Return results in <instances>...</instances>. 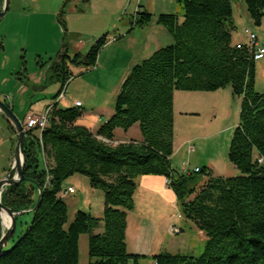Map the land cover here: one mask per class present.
<instances>
[{
    "label": "trees",
    "instance_id": "obj_1",
    "mask_svg": "<svg viewBox=\"0 0 264 264\" xmlns=\"http://www.w3.org/2000/svg\"><path fill=\"white\" fill-rule=\"evenodd\" d=\"M176 2L183 5L182 20L174 13L155 18L141 8L130 18V30L155 20L173 42L130 68L108 120L92 131L77 124L82 114L78 106L63 108L55 102L46 127L40 133L26 132L25 180L6 186L1 200L14 212L36 209L29 211L32 219L14 244L2 251L0 264H79L82 234H89L88 264H140L146 256L127 251L125 231L127 213L134 208L136 178L142 175L164 176L180 214L207 237L201 255L160 252L150 257L153 264H264V93L255 90L256 60L247 44L237 47L232 40L236 26L231 0ZM244 2L253 23L260 25L264 0ZM2 6L0 0V10ZM60 22L64 27L62 14ZM106 43L104 34L85 53L63 51L49 80L65 87L69 66L93 68ZM227 87L242 99L228 150V160L239 174L224 177L207 167L190 173L174 168V92ZM135 124L141 140L111 142L116 129L127 131ZM75 174L103 190V214L98 218L77 211L66 226L63 195L73 188L66 181ZM101 222L102 232L93 234Z\"/></svg>",
    "mask_w": 264,
    "mask_h": 264
},
{
    "label": "rangeland",
    "instance_id": "obj_2",
    "mask_svg": "<svg viewBox=\"0 0 264 264\" xmlns=\"http://www.w3.org/2000/svg\"><path fill=\"white\" fill-rule=\"evenodd\" d=\"M65 2V0H10V10L7 12L6 17L0 21V41L5 48V53L0 51V100L6 102V104L13 102V112L21 123H24V116L27 113H43L46 107L53 103L56 95L58 96L62 89L61 81L51 82L48 80V68L42 65V61L47 60L49 57L55 58V51L51 53L36 52L34 49L37 48L34 47L26 28L32 27L36 30L38 33L36 41L39 39L43 45L50 40L53 44L52 37L56 39L58 37L57 40L61 37V40L65 41L63 45L70 48L69 52H71L73 44L81 46L83 42L85 43L93 36L97 39L107 34V42H109L108 37L118 39V30L122 25L130 26L129 20L136 12L135 3L132 0H108L109 5L106 8L102 7L103 4L99 1L93 10L87 9L83 5L80 6L82 2L74 3L72 0L68 3L69 5L80 7L77 8L76 13L69 15V12H67L68 4L66 5V13L64 12L62 16L66 31L63 34L58 21V14L63 10ZM177 4V13L175 11L174 14L179 15V20H182L183 5ZM231 4L236 26L232 34L233 42L246 43L248 37L244 31L249 29L257 36L258 43L264 46V17L260 25H255L247 12L244 0H231ZM18 5L24 10V13H22L23 18L20 21L18 17L11 20L13 18L12 11ZM51 10H57V14L51 16ZM16 19L18 20L17 23ZM58 30L61 31V34L57 35ZM72 30L81 32L72 34ZM164 31L170 35L166 29ZM170 37L172 39L171 35ZM95 39L92 40V43H88L83 52L89 50ZM163 46H166V44L164 43ZM52 50L55 49L52 47ZM69 69L71 77L68 82L72 83L67 90L66 98L61 100L59 106L63 108L74 107L73 104L77 99L83 102V107L79 108L81 111L93 107L92 103L95 102L96 93L89 95L94 90L92 87H88V82L95 83L98 79L93 76L85 78L91 71L83 66L80 69L74 67ZM254 69L255 90L264 93V57L255 61ZM96 75L98 77L102 76L98 72ZM111 75L110 77L113 80L114 75ZM101 78H99L100 81L103 80ZM194 93L206 92L195 91ZM218 93L222 95L218 99L205 96L204 100L209 102L208 105L204 104L191 111L193 113L177 118L175 127H173V140L180 143L189 139L192 141L191 145L195 148V151L189 153L190 157L184 158L182 153L175 158L172 157L171 161L174 168L181 169L182 163L186 162L190 168L193 165H198L199 168L207 167L215 176L229 177L239 174L238 170L228 160V150L234 128L238 122L242 99L233 95L230 87L220 89ZM7 94L11 97L10 100L5 98ZM92 97H94V100ZM108 100L115 104V98L112 99L113 101L111 98ZM122 133H124V130H118L117 136L123 135ZM128 134L134 136L135 134L139 135L140 132L138 128H131ZM16 140L17 135L10 129L5 116L0 114V181L7 177L12 170ZM40 158L41 162L44 163L43 154ZM68 181L74 185V191L76 192L64 197L68 208L66 226L74 219L77 211L90 212L93 216L100 218L104 207L103 190L92 188L88 178L84 175L75 174ZM173 214H175V210H173ZM31 219L32 214L29 212L21 215L16 234L13 239L8 241L4 250H8L14 244L21 230L25 229ZM182 221L183 218L182 220L178 219L176 224L179 225ZM102 230L103 224L101 222L92 233H101ZM186 232L190 234L189 229H186ZM88 236L89 234H82L79 238V264H88ZM193 243L196 249L190 255H201L205 244L200 243L197 238L194 239ZM140 264H145V261L142 260Z\"/></svg>",
    "mask_w": 264,
    "mask_h": 264
},
{
    "label": "crops",
    "instance_id": "obj_3",
    "mask_svg": "<svg viewBox=\"0 0 264 264\" xmlns=\"http://www.w3.org/2000/svg\"><path fill=\"white\" fill-rule=\"evenodd\" d=\"M66 2L63 5V10L58 14V21L61 25L62 32L65 34V28L60 22V16L66 11L65 7L72 0H65ZM101 1L103 4L102 7H108V0H73V2H82L80 6H85L87 9L93 10L97 2ZM124 1V0H123ZM131 1V0H130ZM135 3L136 11L141 8L149 11L156 18L159 14H172L177 13L178 4L175 0H132ZM17 6V4H16ZM12 11L11 20H14L16 17L19 18V21L23 18L24 13L23 9L16 7ZM78 5H69L67 6V12L70 14L76 13ZM10 10V8H9ZM8 10V11H9ZM7 11V12H8ZM22 11V12H21ZM66 13V12H65ZM7 14V13H6ZM57 10H51L50 15H56ZM19 15V16H18ZM179 16V15H178ZM6 17V15H5ZM234 18V17H233ZM3 20V19H2ZM63 20V17H62ZM64 21V20H63ZM18 20L16 19V23ZM54 23V21H53ZM65 25V21H64ZM12 28V27H11ZM164 27L157 24L155 20H153L150 24L144 25L142 27H135L130 30V26L122 25L118 30L119 37L115 39V37L109 38V42H107L102 51H100V55H98L96 65L90 69L91 73L87 74L85 78H91L92 76L98 79L95 83L88 82V87L93 88V93H96L95 102L92 103L93 107L83 110L81 116L77 120V124L85 126L92 131H95L102 123H104L108 118L113 114V102L108 100L109 98L114 99L119 91L120 85L123 80L128 75L130 68L139 63L141 60L147 58L146 55H151L155 50L163 47L164 43L169 45L172 41L170 35L164 31ZM27 33L30 35L31 40L34 44V49L36 52L48 53L55 51V58L49 57L47 60L42 61V65L48 68V76L50 77L52 65L60 60L61 53L63 51H67L69 55H72L76 52H83L86 49L88 43H92L95 36L88 39L85 43L83 42L81 46L76 44L72 45V50L63 45L65 42L59 40L55 37H52L53 44L48 41L45 45H43L39 39L37 38V31L32 27L26 28ZM53 31V30H52ZM81 32L79 30H72V34H77ZM58 34H61V31L58 30ZM111 37V36H110ZM96 40V39H95ZM73 43L74 40H72ZM258 41V39H257ZM235 44H247L242 42H234ZM53 46H52V45ZM62 44V46H61ZM259 46H261L258 43ZM41 47V48H40ZM53 49L55 50H52ZM264 47V46H262ZM2 53H5V48L0 50ZM88 51V50H87ZM86 51V52H87ZM145 57V58H143ZM79 68L81 66H69V68ZM89 71V70H88ZM101 74V77H98L96 73ZM103 73V74H102ZM114 75V79L112 80L110 75ZM111 75V76H112ZM110 77V79H109ZM99 78L103 79L102 81ZM6 80V79H3ZM49 80V79H48ZM91 80V79H89ZM53 82V81H51ZM72 82H68L65 87L64 97L66 98L67 90L70 87ZM217 91L206 92V93H194L190 91H175L173 97V114H174V127L177 118H181L184 115H189L193 112L194 109L202 105H208V101L204 100L205 96L219 98L220 95ZM206 94V95H203ZM227 94V93H225ZM114 97L112 98V96ZM8 100H10V96L7 94L5 96ZM59 99L58 104L63 99ZM89 98V97H88ZM94 100V97H92ZM107 100V101H106ZM113 101V100H112ZM76 102H80L79 108L83 107V102L80 100H75ZM12 103L9 104L12 107ZM215 105V104H214ZM14 107V106H13ZM12 107V110H13ZM195 113V112H194ZM28 114V113H27ZM25 114V116L27 115ZM24 116V118H25ZM137 126V127H136ZM131 128H138V124L133 125ZM131 128L122 133L123 135L117 136V132L120 129H116L114 134V141L112 143L118 142H129L132 140L139 141L141 140V134L134 136L129 135ZM140 132V131H139ZM192 141L187 139L186 141H181L177 143L173 140V154L171 156L175 158L180 153H182V157H190L189 153L194 152L195 148L191 145ZM190 146L193 147V150H190ZM170 159V160H171ZM186 162H183L182 168ZM172 164V161H171ZM173 166V165H172ZM194 167H198V165H193L189 169H193ZM181 168V169H182ZM69 180V179H68ZM66 181V186H72L70 181ZM75 189V188H74ZM76 191H74L75 193ZM74 193H65L63 197H66L68 194ZM133 203L134 208L127 213V226H126V247L129 253L145 255L146 258L143 259L145 264H153L150 259L151 256L156 255L160 252H169V253H181V254H190L195 252L194 239L199 240L200 243H204L207 240V237L203 231H200L192 222L185 219L179 212L177 199L174 191L169 187L166 182V178L161 175H142L136 178V189L133 195ZM173 210H175V214H173ZM99 218V217H98ZM183 221L177 225L176 222L178 219ZM175 226L180 232L176 234H171L169 229ZM186 229H189L190 234H187ZM193 255V254H192Z\"/></svg>",
    "mask_w": 264,
    "mask_h": 264
},
{
    "label": "water",
    "instance_id": "obj_4",
    "mask_svg": "<svg viewBox=\"0 0 264 264\" xmlns=\"http://www.w3.org/2000/svg\"><path fill=\"white\" fill-rule=\"evenodd\" d=\"M10 6V0H3V6L0 10V21L5 17ZM0 114L4 115L6 120H8L17 134V140L14 148V159L12 164V170L8 174L7 177L3 178L0 181V222L2 226V233L0 236V255L4 250V247L11 240L16 232V217L24 213V211L14 212L7 206L2 203L1 196L3 189L6 186H13L22 183L25 180L23 175V167L25 164V151H24V143L27 137L26 131L23 129V125L18 117L13 112L12 108L7 105L4 101L0 100ZM40 194V191H38ZM36 209L33 207L32 209L27 210V212H34ZM5 212L10 218V224L4 228L3 220L1 213Z\"/></svg>",
    "mask_w": 264,
    "mask_h": 264
},
{
    "label": "built area",
    "instance_id": "obj_5",
    "mask_svg": "<svg viewBox=\"0 0 264 264\" xmlns=\"http://www.w3.org/2000/svg\"><path fill=\"white\" fill-rule=\"evenodd\" d=\"M244 32H245L246 36L248 37L247 45H248L250 51L252 52L254 60H258V59L263 58L264 57V47L258 45L257 36L255 35V33L251 32L249 29H245ZM240 46H241V44H237V47H240ZM65 87H63L60 90L58 96H56L53 103L58 102L59 99L64 97ZM52 104L47 106L46 109L41 114L28 113L24 118V123H22L23 129L26 132L27 131H36V132L40 133L46 127V125L48 123V115H49V112L51 110ZM80 104H81L80 102H76L75 106H80ZM190 150H193L192 146H190ZM43 158L45 160L44 154H43ZM181 170L184 173L198 172L199 167H194L193 169H189L188 165L185 164ZM166 182L168 184L167 180H166ZM68 192L74 193L73 188H68L66 190V193H68ZM169 232L171 234H176V233H179L180 230L177 227L172 226L169 229Z\"/></svg>",
    "mask_w": 264,
    "mask_h": 264
},
{
    "label": "bare ground",
    "instance_id": "obj_6",
    "mask_svg": "<svg viewBox=\"0 0 264 264\" xmlns=\"http://www.w3.org/2000/svg\"><path fill=\"white\" fill-rule=\"evenodd\" d=\"M1 216L3 220V226L5 228L10 224L11 218L5 212H2Z\"/></svg>",
    "mask_w": 264,
    "mask_h": 264
}]
</instances>
